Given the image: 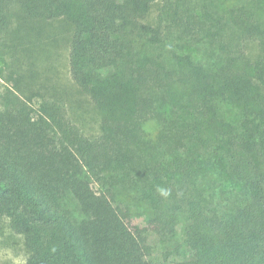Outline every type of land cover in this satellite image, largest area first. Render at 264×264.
Wrapping results in <instances>:
<instances>
[{"label":"trees","instance_id":"16d2710c","mask_svg":"<svg viewBox=\"0 0 264 264\" xmlns=\"http://www.w3.org/2000/svg\"><path fill=\"white\" fill-rule=\"evenodd\" d=\"M52 20L104 116L85 136L17 65L0 91V216L24 264H153L148 233L179 219L173 264H264V0H0L12 39Z\"/></svg>","mask_w":264,"mask_h":264},{"label":"rangeland","instance_id":"374dc122","mask_svg":"<svg viewBox=\"0 0 264 264\" xmlns=\"http://www.w3.org/2000/svg\"><path fill=\"white\" fill-rule=\"evenodd\" d=\"M156 8L157 5L152 3L147 19L152 18ZM9 17L10 19L7 18L9 21L18 22L14 15L10 14ZM40 26L42 27L39 32H35L33 23L24 26L14 39L4 30L0 31V91L9 88L17 91L15 78H12L14 76L11 74L17 65L19 73L35 76L34 81L37 85L35 89H39L46 98L63 104L68 117L85 136L99 135L100 120L104 112L94 105L70 77L67 45L70 31L61 20L47 21ZM30 42H34L35 49L28 46ZM254 50L257 48L255 47ZM40 100L39 96H34L31 98V104L39 105ZM205 182L207 183L208 180ZM236 187L237 189L230 193L234 198L239 195V187ZM219 188L221 189V185ZM223 188L229 189L228 185H224ZM215 192L220 195L219 189ZM139 211L141 217H137V221L144 223L147 213L145 209ZM183 224L184 221L179 219L175 237L171 240H161L156 233H148V243L151 246L148 259L151 263L173 264L188 257L190 250L184 242ZM27 256L28 251L23 236L11 229L10 220L6 215H1L0 264H24Z\"/></svg>","mask_w":264,"mask_h":264}]
</instances>
